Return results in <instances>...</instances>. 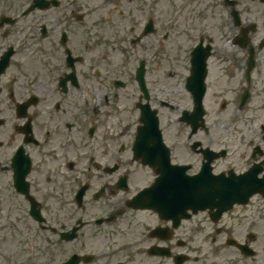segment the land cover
Here are the masks:
<instances>
[{"label": "flooded vegetation", "instance_id": "af4514ba", "mask_svg": "<svg viewBox=\"0 0 264 264\" xmlns=\"http://www.w3.org/2000/svg\"><path fill=\"white\" fill-rule=\"evenodd\" d=\"M167 156L254 193L145 206ZM0 264H264V0H0Z\"/></svg>", "mask_w": 264, "mask_h": 264}, {"label": "water", "instance_id": "95a60500", "mask_svg": "<svg viewBox=\"0 0 264 264\" xmlns=\"http://www.w3.org/2000/svg\"><path fill=\"white\" fill-rule=\"evenodd\" d=\"M214 184L217 185L218 191L217 195L214 197H211V195L205 190L192 187L191 192L186 194L185 197L187 207L196 203L198 207L206 208L207 205H210L211 203H217L218 206H222V209H224L232 199H235L236 195L231 193L229 187L224 181L219 179L218 181H215Z\"/></svg>", "mask_w": 264, "mask_h": 264}]
</instances>
